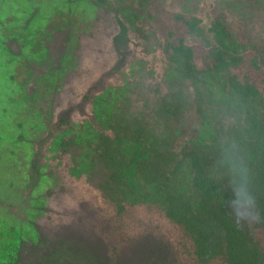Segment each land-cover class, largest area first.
<instances>
[{
  "label": "rangeland",
  "instance_id": "374dc122",
  "mask_svg": "<svg viewBox=\"0 0 264 264\" xmlns=\"http://www.w3.org/2000/svg\"><path fill=\"white\" fill-rule=\"evenodd\" d=\"M41 1L0 0V17L23 18L24 23L11 37L0 34V48L7 51L2 55L9 54L0 59L19 61L25 73L7 84L9 79L3 75L7 63L0 64V264H170L168 247L151 236L134 244H120V255L114 257L115 244L100 229L101 166L88 162L86 172L77 177L71 174L76 163L71 154L50 151L51 127L58 120L80 121L81 116L90 115L91 106L84 96L95 94L101 84L121 80V75L140 61L155 67L156 72L146 76L147 82L163 80L161 51L153 47L147 51L133 24L135 14L148 17V13L139 10L138 0ZM154 1L161 8L180 2L191 7L192 14L205 24L211 22L213 12L230 18L233 31L264 38V0ZM52 8L58 12L52 26L58 27L44 31L41 50L30 54L28 50L35 48L33 40L21 48L22 39L33 36L29 32H36L37 19L47 20ZM174 10H180V6ZM144 24L158 42L167 39L170 32L181 34V26L176 24L173 31L161 18L147 19ZM194 47L199 55L207 53L200 41ZM245 61L250 67L249 55H245ZM52 70H59L53 75L60 77L54 90L48 76ZM40 86L44 92H40ZM29 99L32 103L42 101L48 111L44 115L48 130L31 132L39 124L34 118L16 135L13 119L2 109L11 108L17 116L20 112L36 116L37 106L30 107ZM24 109L27 112H22ZM28 127L30 131H26ZM21 206L22 210L15 209Z\"/></svg>",
  "mask_w": 264,
  "mask_h": 264
},
{
  "label": "trees",
  "instance_id": "16d2710c",
  "mask_svg": "<svg viewBox=\"0 0 264 264\" xmlns=\"http://www.w3.org/2000/svg\"><path fill=\"white\" fill-rule=\"evenodd\" d=\"M217 23L230 43V70L220 73L229 64L218 53L207 57L216 69L200 74L182 46L170 60L179 78L202 83L203 103L224 106L229 124L204 114L188 140L173 131L87 137L86 162L103 172L100 229L114 257L120 244L151 236L168 247L170 264H264V39Z\"/></svg>",
  "mask_w": 264,
  "mask_h": 264
},
{
  "label": "flooded vegetation",
  "instance_id": "af4514ba",
  "mask_svg": "<svg viewBox=\"0 0 264 264\" xmlns=\"http://www.w3.org/2000/svg\"><path fill=\"white\" fill-rule=\"evenodd\" d=\"M98 1L106 3L105 0ZM127 1L128 0H120V3ZM37 3L41 4L42 1L38 0ZM137 3L139 10L141 12L146 11L148 17H143L140 14L134 15L133 24L137 26L135 29L136 35L144 42L147 51H149L150 47L159 48L161 51L160 57L165 63L163 67L165 75L162 77L163 80L161 81L147 82L145 80L146 76L154 74L156 72L155 67L149 68L145 61L133 64V68L130 69V72H123L124 74L121 75V80L109 84L103 83L99 86L95 94H87L84 96V101H87V106L88 103L91 106L90 115H88V112L87 115L81 116L80 121L68 119L65 122H61L58 120L56 124L51 127L52 142L50 151H59L61 154H71L72 159L76 160V163L72 165L71 174L77 177H81L86 172L88 163L86 159L90 157L87 148V137L91 134V131L94 133H101L100 140L102 142L107 135H114L117 138L128 135L135 136L138 134L148 135V133L151 135L169 136L171 131L181 137L182 140H188L187 138L194 135L196 128L201 126L202 115L204 114L212 123L216 124L222 123L223 117L226 116L224 122L229 124L230 115L226 114L227 112L224 110V106L219 107L217 104L209 103L207 99V102L203 103L202 83L198 84L191 80H183L179 78V73H174L176 65L170 60V56L175 53L179 46L189 48V50L193 52V56H195V60H193L192 63L196 65V69H198L201 74L216 69L215 67H210L207 63V61H209L207 60L208 56L218 53H222L223 55L226 54L229 66L223 71H220V73L227 72L230 70V43L227 42L226 46H224L226 40L221 38L218 33L217 21L219 19L225 21L227 24V31L230 33V18L213 15L212 12L211 22L205 24L201 18L192 14L191 7L181 6L179 5L180 2L177 1L172 3L170 8H161L155 4L154 0H138ZM177 6H180V10H174ZM50 11L51 16L47 20H44V22L40 21V19H44L43 17L37 19L36 32H29L34 33L33 36L30 37L26 35V37L22 39L21 48H26L25 46L29 41L33 40L35 48L28 50L30 54H35L39 49L41 50L40 45L43 43L41 41L43 32L45 31L46 33L47 30L49 32L52 24L55 25L54 20L58 12H56L57 10H53V8ZM151 18H161L165 20L172 30L175 29L176 24L181 26L179 27L181 34L179 33L177 35L174 32H170L167 39L158 42L156 39H153L152 32H148L144 24L145 20ZM22 21L23 18L14 16L5 18L0 17V34L7 33L4 34V36L8 35L11 37L17 33L19 26L21 29L22 24H24ZM44 24L47 26L43 27ZM141 25L144 29H141ZM57 27L58 26H52L53 29H57ZM250 38L259 40L254 37ZM198 41L207 49V53L203 56L199 55L194 47ZM72 49L73 47L68 49L69 58L71 57ZM2 52L5 53L7 51L0 48V58L1 56L6 57L9 55H2ZM4 62L7 64H4L6 69L3 71V75L10 80V82L7 80V84L12 83L11 81H17L18 77L25 74L19 61L16 63L10 62L9 58H5V60L0 59V64ZM25 71L27 72L26 69ZM55 71L59 70H52L51 74L48 73L51 79L52 90H54L55 85L60 80L59 76L55 77V75H53ZM63 72H65V70L59 72V74ZM0 76H2V72H0ZM199 77L201 78V75H199ZM43 79L42 84L44 86ZM49 84L50 80L45 85ZM40 88L41 86L39 89ZM40 92H44L43 89H40ZM180 98L188 100L189 102L183 106ZM42 99L43 97H41V100ZM29 100L28 104L30 107L37 106L39 113H37L36 116L24 115L21 114V112L20 115L17 116L18 113L11 108L5 109L4 111L2 109V113L13 119L12 131L13 133L15 132L16 135L20 134V131L25 129V124H28L30 119L32 121L34 118L39 122L37 125L39 129L36 127L32 129L31 132H37L39 130V132L43 133L48 130L45 128L44 124V115L45 112L47 113L48 111L46 108L42 107V101L40 100L41 102L32 103L31 99ZM29 111L33 112L31 109ZM22 112L25 113L27 110L24 109ZM232 121L235 120L233 119ZM188 128L190 131L185 132ZM28 130H31L30 127L26 128V131ZM75 169H79L80 174H78ZM15 209L22 210V206Z\"/></svg>",
  "mask_w": 264,
  "mask_h": 264
}]
</instances>
